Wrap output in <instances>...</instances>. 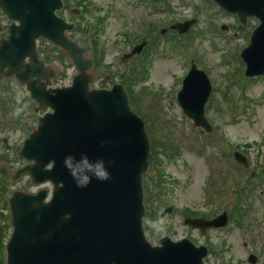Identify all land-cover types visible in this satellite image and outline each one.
<instances>
[{"label":"rangeland","instance_id":"1","mask_svg":"<svg viewBox=\"0 0 264 264\" xmlns=\"http://www.w3.org/2000/svg\"><path fill=\"white\" fill-rule=\"evenodd\" d=\"M166 1L168 12L162 19L141 8L134 9L131 0H64L65 9L58 15L70 23L86 20L76 23L75 34L81 45L90 40L99 49L93 71L99 79L93 87L123 84L132 109L144 120L152 160L149 173L143 178L145 218L156 214L151 223L144 218L146 238L152 244L164 236L172 240L186 238L195 245L206 246L209 254L204 264H250V254L256 257L254 264H264V102L259 101L264 97V78L252 81L244 77L245 66L239 58L256 22L239 29L235 18L225 17L210 2ZM180 3L190 6L181 8ZM105 16L107 20L99 21ZM196 16L198 22L191 28L192 33L181 38L166 31L165 36L159 37L161 28L191 21ZM6 23L0 13V37L5 34L1 26ZM221 25L227 27L225 32L220 30ZM151 28V37L164 41L150 61L146 63L147 48L140 58H134L135 62L120 60L139 40L146 41ZM233 31L238 32L240 39L232 38ZM99 32L102 34L97 35ZM218 34L223 38L217 40ZM207 35L212 36L205 38ZM37 51L45 63L58 67L52 86L69 85L75 71L67 58L41 40ZM191 60L206 73L212 85L205 108L212 126L209 134L201 133L176 102ZM107 75L111 77L108 86L104 83ZM34 109L23 86L0 78V188L7 189L4 195L0 194V264H4V244L10 235L6 229V194L48 188L32 184L27 175L11 181L15 171L25 164L17 154L22 141L36 128V119L42 114L33 113ZM234 151L247 156L246 169L234 162ZM250 172L257 174L258 179L246 183ZM247 186L249 194L245 192ZM153 189L157 197L152 199L154 206ZM169 206L171 212L162 214ZM222 212L230 219L226 228L204 235L182 223L184 217H213Z\"/></svg>","mask_w":264,"mask_h":264},{"label":"water","instance_id":"2","mask_svg":"<svg viewBox=\"0 0 264 264\" xmlns=\"http://www.w3.org/2000/svg\"><path fill=\"white\" fill-rule=\"evenodd\" d=\"M206 1L242 24L251 17L259 20L240 55L245 76L264 75V0ZM61 7V0H0V10L11 22L7 38L0 39V76L26 86L29 97L46 111L23 141L18 154L27 164L12 180L26 174L32 184L48 182L52 187L48 201L45 188L6 196L11 235L4 264H204L207 248L187 239L173 242L161 237L156 246L145 239L142 177L150 149L144 122L130 109L121 85L89 89L92 77L86 71L91 61L82 58L87 48L80 49L65 37L71 26L56 16ZM193 22L174 24L171 30L184 34ZM38 38L67 53L78 73L70 86L47 89L54 74L38 60ZM141 47H134L126 58ZM210 88L205 74L191 66L177 94L182 112L205 132L211 131L204 112ZM233 156L246 167L245 157L237 152ZM67 157L73 158L72 170L78 175L89 174V165L103 161L110 178L91 179L86 188H78ZM66 214L70 218L65 219ZM225 223V214L213 220L184 219L202 234ZM249 261L254 263L255 258L250 256Z\"/></svg>","mask_w":264,"mask_h":264},{"label":"flooded vegetation","instance_id":"3","mask_svg":"<svg viewBox=\"0 0 264 264\" xmlns=\"http://www.w3.org/2000/svg\"><path fill=\"white\" fill-rule=\"evenodd\" d=\"M166 3H167V1L166 0H134V6H133V8L134 9H138V8H141V9H143V10H145L146 11V13H150V16L151 15H156L155 17H161V19L162 18H164L165 16H167V15H163V14H167V12H168V9H167V7H166ZM165 4V5H164ZM154 7V8H153ZM71 10V13H77V14H79L78 12L79 11H77L76 12V10L75 9H70ZM218 10H220L219 8H218ZM198 11H200V12H204L202 9H200V10H198ZM107 12V11H106ZM159 15H161V16H159ZM148 16L146 15V17L145 18H147ZM230 17H233V16H231L230 15ZM234 18V17H233ZM108 19V17H103V18H101V19H99V21H105V20H107ZM76 20H78V21H76L75 23L74 22H71L72 24H73V30H71V32H69L68 33V35H70L71 36V38H69V39H71V40H73L74 42H76L80 47H88V49H87V51H86V53L84 54V56L86 57V58H89V59H91L92 61H93V64H92V70H91V72H92V74H93V76H94V81H93V83L95 84L96 83V81H98V77H97V75L96 74H94V69H95V66H96V61H95V54H96V52L98 51L99 52V49L97 50L96 49V46H94V44L93 43H91V41L89 40L88 42H87V44H84L83 43V45H81V43H80V41L78 40V39H76V31H77V25H76V23H82V22H86V20H82V21H79V19H76ZM235 20L237 21V19L235 18ZM253 21H255L256 22V20L254 19V18H251V19H247V22L244 24V25H241V24H239V22H237L238 23V25H239V29H243V28H248L247 27V25L248 24H251V22H253ZM68 23H70V22H68ZM171 26V25H170ZM170 26L168 25V27H165V28H161L160 30H159V32H158V35H160L159 37L160 38H162L163 36H165L164 34L166 33V31H168V32H170L171 34H173V33H175L177 36H178V34L176 33V32H174V31H171L170 30ZM2 28H1V31H3L4 29H5V27H6V24H3V26H1ZM225 30H227V29H225ZM4 32V31H3ZM251 32V31H250ZM153 34L154 33V31H153V28H151L150 29V31H149V34ZM190 32H187V34H189ZM99 34H102V33H97V35H99ZM151 34L149 35V37L146 39V41H145V43L147 44H145L144 46H143V49L141 50V52H140V54L139 55H135V56H133V57H131V58H129V60H123V57L124 56H126L128 53H124V54H122V56L120 57V60H122V61H124V62H129V61H132V62H135V59L134 58H140V56L144 53V51H145V49L147 48L148 49V55L145 57V59H146V61L147 60H149L150 59V55H151V53H154L155 52V50H157V48H159V46H160V43L162 42V41H164L163 39L161 40V39H158V40H155L153 37H151ZM186 34V33H185ZM185 34L184 35H179V37H181V38H183L184 36H185ZM250 34L251 33H249L248 34V36H247V39L249 40V37H250ZM216 37H217V40L218 39H222L223 38V36L222 35H220V34H218V35H215ZM232 36V38L233 39H240V37L238 36V32H236V31H233V34L231 35ZM243 37H245V35L243 34ZM42 41V40H41ZM144 40L143 39H141V40H139V42H137L136 44H134L133 46H135V45H138L139 43H141V42H143ZM248 43V42H247ZM132 46V47H133ZM132 47H131V49H132ZM56 49V48H55ZM57 50V49H56ZM58 51V50H57ZM123 62V63H124ZM191 62H193V60H191ZM111 81V77L110 76H106L105 78H104V83L106 84V86H108L109 85V82ZM93 84V85H94ZM113 84V83H112ZM111 84V85H112ZM92 85V86H93ZM97 88H99V87H97ZM102 89H108L107 87H104V88H102ZM216 215V214H215Z\"/></svg>","mask_w":264,"mask_h":264},{"label":"clouds","instance_id":"4","mask_svg":"<svg viewBox=\"0 0 264 264\" xmlns=\"http://www.w3.org/2000/svg\"><path fill=\"white\" fill-rule=\"evenodd\" d=\"M72 157H67L65 160L66 166L70 169V175L73 176L75 184L78 188H86L91 179L99 181H106L110 178L109 173L104 168L103 161L98 162L95 166H88L87 175H78L76 171L72 170L71 160ZM86 163V161H85ZM70 218L68 214L65 215V219Z\"/></svg>","mask_w":264,"mask_h":264},{"label":"trees","instance_id":"5","mask_svg":"<svg viewBox=\"0 0 264 264\" xmlns=\"http://www.w3.org/2000/svg\"><path fill=\"white\" fill-rule=\"evenodd\" d=\"M150 165L152 164V160H151V157H150ZM6 187L5 186H3V187H1L0 188V194H2V195H4L5 193H6ZM9 227L8 226H6V229H8Z\"/></svg>","mask_w":264,"mask_h":264}]
</instances>
